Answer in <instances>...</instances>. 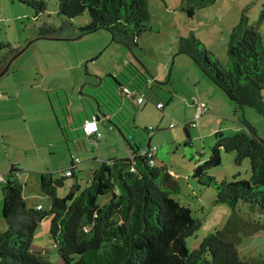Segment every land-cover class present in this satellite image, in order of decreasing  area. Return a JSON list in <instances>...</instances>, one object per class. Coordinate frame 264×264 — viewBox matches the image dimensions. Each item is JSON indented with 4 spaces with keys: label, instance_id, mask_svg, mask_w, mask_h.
I'll list each match as a JSON object with an SVG mask.
<instances>
[{
    "label": "rangeland",
    "instance_id": "obj_1",
    "mask_svg": "<svg viewBox=\"0 0 264 264\" xmlns=\"http://www.w3.org/2000/svg\"><path fill=\"white\" fill-rule=\"evenodd\" d=\"M263 1L214 0L189 16L182 0H148L151 29L137 38L136 45H131L129 39L120 35L116 38L103 28L76 38L42 36L38 32L42 23H61L56 0H46V8L39 15L20 0H0V72L4 70L0 76V97L10 96L0 103V118L6 122L3 148L9 151L5 160L15 158L19 179L25 183L27 205L39 203L43 209L50 206L49 197L40 188L42 172L56 174L66 170L72 156L80 160L74 176H68L57 190L59 196H64L75 181L83 187L102 161L130 155L129 142L145 147L149 131L150 144L158 146L155 165L171 176L164 179L170 182L171 195L189 206L193 216L201 221L200 227L187 238L188 247H197L205 235L222 227L231 207L215 202V187L200 184L193 176L194 168L209 157L218 130L227 135L248 132L249 123L264 138V106H240L202 70L190 52L181 49V38L194 35L212 57L226 65L230 62L229 45L234 29L243 15L264 39ZM72 22L85 25L88 16L84 13ZM127 61L144 70L155 84L144 90L143 103L135 107L125 102L122 112L127 121L120 126L122 132L99 120L102 135L93 141L81 130L65 124L69 135L66 139L57 116L64 124L65 113H73L75 120L69 118L75 126L79 125L87 112L96 108L92 98L96 84L106 74L122 71ZM262 95L264 101V90ZM159 101L165 102L163 109L156 106ZM199 104L209 109L196 116ZM114 121L120 123L118 118ZM192 122L188 137L185 125ZM235 155V151L222 150L221 163L207 172L218 180L232 179L238 172L239 177L247 178L249 158L237 164ZM0 165L9 170L11 162ZM106 199L107 196L100 197L101 202ZM2 204L0 184V231L7 227ZM50 220L46 216L38 224L34 244L47 248V258L56 262L59 257L49 236ZM240 253L245 257H264V231L246 237Z\"/></svg>",
    "mask_w": 264,
    "mask_h": 264
},
{
    "label": "trees",
    "instance_id": "obj_2",
    "mask_svg": "<svg viewBox=\"0 0 264 264\" xmlns=\"http://www.w3.org/2000/svg\"><path fill=\"white\" fill-rule=\"evenodd\" d=\"M20 1L33 7L36 15L46 8V0ZM56 1L61 23H42L38 28L42 36H80L103 28L136 45L137 38L151 29L148 0ZM213 2L182 0V6L192 16L198 8ZM84 13L88 22L76 26L72 19ZM181 49L190 52L202 70L240 106H264V39L247 16L243 15L234 29L228 64L212 57L194 35L181 38ZM154 84L144 70L127 61L122 71L108 73L96 84L92 95L96 108L92 110H103L109 128L115 125L121 131L120 126L127 121L122 112L125 102L135 107L143 103L144 90L152 89ZM133 92L137 93L135 99L130 97ZM139 96L143 97L142 102L137 101ZM157 103L158 108H164L165 102L162 107ZM72 120L62 124L58 117L66 139L69 135L65 124L88 137L82 124L75 126ZM189 125H185L188 137ZM248 125V132L227 135L218 130L209 157L194 168L193 176L200 184L215 187V202L231 207L226 223L205 235L197 247L190 249L187 238L200 227L201 221L193 216L189 206L171 195L170 182L164 181L171 176L155 165L157 150L150 152L153 145L148 140L144 151L129 142L130 155L102 161L83 187L75 181L64 196H59L57 190L68 176H74L77 164L72 162L68 175L62 171L42 172L40 188L50 199L48 209L41 204L27 205L23 194L25 183L19 179L17 165H12L0 181L2 213L7 223L0 231V264H264V257H245L240 253L246 237L264 231V138ZM222 150L235 151L237 164L249 158L250 175L242 178L238 172L232 179L218 180L209 174L208 168L221 163ZM174 184L178 187L177 182ZM101 196L107 199L101 202ZM46 216L51 217L49 236L58 253L56 262L47 258V248L34 244L35 230Z\"/></svg>",
    "mask_w": 264,
    "mask_h": 264
},
{
    "label": "crops",
    "instance_id": "obj_3",
    "mask_svg": "<svg viewBox=\"0 0 264 264\" xmlns=\"http://www.w3.org/2000/svg\"><path fill=\"white\" fill-rule=\"evenodd\" d=\"M3 65V64H2ZM3 67H4V65H3ZM0 68H1V66H0ZM4 74V73H3ZM59 90V89H58ZM58 95V94H57ZM50 97V96H49ZM60 96H58V98H59ZM10 98V96L8 97V98H2V97H0V103L2 102V103H5L6 102V99H9ZM51 103H52V105H53V109H54V111H55V103L53 102V101H51ZM93 112H96V110L94 109V111L92 110L91 111V113H88L87 112V114H86V116L81 120V121H84L86 118H87V116H89V115H91V114H93ZM55 115H57V112L55 111ZM72 118L73 117V114H71V113H65V120L66 121H70V118ZM57 118H58V116H57ZM101 120H104V121H106V118H102ZM5 121H3V120H1V118H0V146L2 147L1 148V150H2V154H0V164L1 163H5V162H11V165L10 166H12V165H14L15 163H13L14 162V160H15V158L14 159H7V160H5V158H6V156L8 155L6 152H9L8 151V149H7V151L5 152L4 151V145H5V141H4V139H5V131H6V128H5ZM10 123H12V122H10ZM81 124H82V122L79 124V126L81 127ZM110 129H114V126L112 127V128H110ZM149 134V137H148V140H150L151 139V136H152V134H150V133H148ZM102 134H101V132H100V136H101ZM100 136L99 137H97V140L100 138ZM89 140H93L94 141V138H92V137H87ZM143 149V148H142ZM5 153L7 154V155H5ZM72 162H74V163H76L77 165H78V163L80 162V160L78 159V158H73V156L71 157V159H70V164H69V166L68 167H70L71 165H72ZM2 165H0V168H2V170L3 169H5V168H7V166H2ZM10 166H9V168H10ZM67 167V168H68ZM8 168V169H9ZM75 168H77V166L75 167ZM4 172H2V171H0V174L1 175H3L5 172H7L8 170H3ZM63 171V170H62ZM19 176V178H20V175H18ZM39 204V203H38ZM32 206V205H31Z\"/></svg>",
    "mask_w": 264,
    "mask_h": 264
},
{
    "label": "built area",
    "instance_id": "obj_4",
    "mask_svg": "<svg viewBox=\"0 0 264 264\" xmlns=\"http://www.w3.org/2000/svg\"><path fill=\"white\" fill-rule=\"evenodd\" d=\"M136 96H137V95H136ZM137 101H138V102H142V101H143V97H142V96H139V97L137 98ZM157 105H158L159 107H162V106H163V102L160 101V102L157 103ZM208 109H209V108H208L206 105L199 104V105L197 106V114H196V116H199L201 113L207 111ZM98 121H99V120L97 119V117H96L95 114L92 115L91 117H87V118L83 121V123H82V127H83V130H84V133H85L88 137L92 136V137H94V138H97V137L100 136V130H99V123H98ZM191 125H194V123L192 122ZM157 149H158V146L153 145V146L150 148V152L153 153V152H155ZM144 150H145V148H144L143 150H141V151H144ZM150 162H151V163H154V160H153V159H150ZM73 163H74V162H73ZM75 164H76V163H75ZM76 166H77V165H76ZM62 174H66V175L71 174V166L68 167L66 170H63V171H62ZM2 180H3V175L0 174V181H2ZM39 207H40V206H39Z\"/></svg>",
    "mask_w": 264,
    "mask_h": 264
},
{
    "label": "water",
    "instance_id": "obj_5",
    "mask_svg": "<svg viewBox=\"0 0 264 264\" xmlns=\"http://www.w3.org/2000/svg\"><path fill=\"white\" fill-rule=\"evenodd\" d=\"M76 37H78V35H76V36H71V37H57V38H76ZM3 73H4V70H2V71L0 72V76H1ZM136 95H137V93H136V92H133V93L130 95V97H131L132 99H135V98H136ZM95 115H96V117H97L98 120H101L102 118H106V114H105V112H104L103 110H100V109H97V110H96Z\"/></svg>",
    "mask_w": 264,
    "mask_h": 264
}]
</instances>
